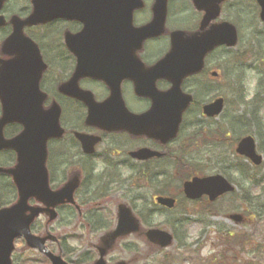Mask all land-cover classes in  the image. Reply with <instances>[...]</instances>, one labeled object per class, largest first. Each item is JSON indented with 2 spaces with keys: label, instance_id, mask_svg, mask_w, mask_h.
I'll use <instances>...</instances> for the list:
<instances>
[{
  "label": "flooded vegetation",
  "instance_id": "1",
  "mask_svg": "<svg viewBox=\"0 0 264 264\" xmlns=\"http://www.w3.org/2000/svg\"><path fill=\"white\" fill-rule=\"evenodd\" d=\"M226 21L237 26L239 41L241 23L263 27L260 0L0 1V60H15V95L21 104L35 106L40 98L43 108H60L62 134L47 141L48 180L52 191L65 186L72 190L70 201L54 207L55 221L44 212L31 223L30 233L39 241L21 234L15 239V264L29 252L48 264L57 255L71 261L67 253L78 252L80 264H94L104 247V263L113 264L119 242L110 234L120 205L141 218H157L174 212L183 201H217L208 196L187 200L183 183L174 186L168 173L181 171L188 156L182 137L186 118L197 106L208 119L203 114L207 102L198 105L191 90H209L219 80L226 70V46L207 54L202 68L182 81L193 102L177 136L168 139L176 115L166 110L174 101L160 99L173 85L163 76L161 61L171 50L173 36L204 40ZM20 30L22 35L13 36ZM23 130L20 123L9 124L4 135L12 138ZM17 163L15 150L0 151V167ZM12 181L0 173V210L18 198ZM142 192L150 193L145 197ZM159 197L176 202L170 208ZM29 204L39 202L30 198ZM84 232L90 238L97 234L98 242L85 241ZM71 241L84 247L72 248Z\"/></svg>",
  "mask_w": 264,
  "mask_h": 264
},
{
  "label": "rangeland",
  "instance_id": "2",
  "mask_svg": "<svg viewBox=\"0 0 264 264\" xmlns=\"http://www.w3.org/2000/svg\"><path fill=\"white\" fill-rule=\"evenodd\" d=\"M239 29L240 41L237 47L226 50V70L221 71L219 80L209 90H191L198 105L219 96L225 97L224 112L208 120L202 116L201 107L196 106L186 118L182 133L183 139L194 138V141L188 139L189 157L199 165L197 169L205 174H226L236 184V191L207 206L211 209L210 215L197 209L201 207L200 203L197 206L187 203V207L180 204L172 213L150 218L151 226L169 231H173L171 226L176 224L177 234L181 236L178 243L161 252L148 245L144 235H131L118 240V248L111 256L113 264H264V161L256 166L235 154L238 139L253 134L258 151L264 156V26L243 22ZM241 90L243 92L239 94ZM220 126L230 132L228 137L219 133ZM225 154L226 173L221 167ZM168 174L178 187L182 183L181 177L188 176L189 172L184 169ZM149 193L140 195L146 197ZM183 208L189 209L185 216H182ZM231 214H242V220L232 219ZM59 228L63 230L65 225L60 224ZM84 233L85 241L98 242L97 234L90 238V233ZM126 241L135 243L137 252L123 253ZM69 246L78 250L84 247L80 248L74 241ZM141 249L153 256L145 258L141 251L143 257L138 258ZM67 254L71 255L69 258L73 263L77 261L76 255ZM21 264L48 263L29 252Z\"/></svg>",
  "mask_w": 264,
  "mask_h": 264
},
{
  "label": "water",
  "instance_id": "3",
  "mask_svg": "<svg viewBox=\"0 0 264 264\" xmlns=\"http://www.w3.org/2000/svg\"><path fill=\"white\" fill-rule=\"evenodd\" d=\"M260 2L264 18V0H260ZM177 37L179 40L174 38L170 53L161 63V67L163 65L166 67L162 72L163 76L169 79L173 85L170 90L160 94V99L173 100L174 104L167 105L166 109H172L176 115L174 126L167 130V139L176 136L182 121V114L193 99L192 95L182 92L183 79L202 68L203 59L207 53L222 45L233 47L238 41L236 27L229 22H226V26L210 30L204 40H199L195 36L192 38H185L182 35ZM10 67H13V64ZM10 67H3L0 72V99L3 104V113L0 118V149L12 148L19 153V166L7 172L13 175L21 197L16 205L0 212V264H12L10 254L13 250V241L17 236L21 234L28 239L36 240L30 234L29 227L34 217L39 214V210L33 209L28 216L25 212L28 208L27 201L32 196L37 197L45 204H50L45 166L46 141L55 132L51 126L52 113L50 111H45L40 105L29 107L19 105L18 98L11 96V93H15L16 75L13 70L9 71ZM223 108L224 99L218 98L204 106V113L209 117H215L221 114ZM58 114L57 110L54 115L56 126ZM16 121H21L25 125L24 133L11 140H5L3 137L4 126ZM236 151L250 158L255 164H260L262 160V156L256 151L255 138L251 135H247L239 141ZM184 190L187 197L191 199H197L206 194L211 200H215L218 196L233 191L234 186L225 177L217 174L202 178L194 177L185 182ZM160 201L169 206L174 204V200L170 198L160 199ZM138 229L139 223L131 211L125 206H121L118 230L112 237L135 232ZM147 235L151 241L162 246H167L172 241V236L169 233L160 230H150ZM52 260L54 264H66L60 257H53ZM96 264H103V262L100 260Z\"/></svg>",
  "mask_w": 264,
  "mask_h": 264
},
{
  "label": "trees",
  "instance_id": "4",
  "mask_svg": "<svg viewBox=\"0 0 264 264\" xmlns=\"http://www.w3.org/2000/svg\"><path fill=\"white\" fill-rule=\"evenodd\" d=\"M219 133H221V129L219 130ZM193 172H194V169L193 168L189 170V173H193Z\"/></svg>",
  "mask_w": 264,
  "mask_h": 264
}]
</instances>
